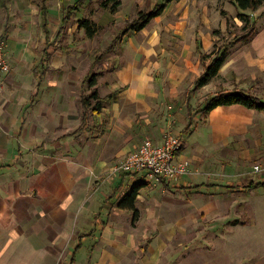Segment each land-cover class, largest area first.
Masks as SVG:
<instances>
[{
	"label": "rangeland",
	"instance_id": "1",
	"mask_svg": "<svg viewBox=\"0 0 264 264\" xmlns=\"http://www.w3.org/2000/svg\"><path fill=\"white\" fill-rule=\"evenodd\" d=\"M76 1L9 0L6 8L0 10V40L5 42L11 60L10 82L0 90V129L25 125V157L36 153L29 142L38 141L39 126L61 124L52 110L57 101L71 108L69 114L63 116L69 132L79 128L84 116L77 131L83 146L73 149L72 156L79 157V153L86 151L84 142L87 136H91L89 128L96 119L93 117L92 122L90 113L95 103L88 101V108L84 111L80 99L92 91L88 80L93 74L96 75L95 88L102 100L117 89L133 84L125 83L120 75L140 78L133 74H142L146 93L153 94L146 96L147 118L152 129L161 131L162 139L169 135L181 138L176 128L183 121L180 116L189 108L191 127L181 139L185 151L191 154L198 147L209 145L208 134L202 124L204 116L196 114L219 87L218 81H213L202 92L201 88L194 89V80L204 64L209 62H201L198 53L210 55L224 49L233 52L235 48L246 46L245 43L237 44V47L229 45L241 35L242 24L236 19L237 10L227 0H184V6L179 5L180 0H174L168 11L151 20L141 32H129L122 37L139 12L150 11L165 0H120L121 5L115 13L101 7L103 0H87L62 30L65 8ZM44 11L45 20L42 18ZM221 12L233 19L229 30ZM263 13L264 3L248 14L253 20ZM175 14L176 19L184 14L186 26L182 29L183 36L196 26L200 52H184L185 37L180 40V49L175 50L169 45L172 37H167L165 29ZM82 19H88L94 25L95 34L91 38L77 27V21ZM44 22L47 34L43 30ZM256 28L257 33L264 29V19L257 22ZM161 29L163 31L159 33ZM239 67L241 71L246 69ZM256 75L247 92L264 101V73ZM39 101L44 107L40 108ZM110 101H104V108L111 107ZM42 110L47 116L41 114ZM21 118L25 119L23 123ZM67 130L63 129V132ZM144 134L138 139V144L144 139L152 140L151 136ZM3 136L2 140L9 137ZM17 138L15 135L14 139ZM236 142L243 148L228 152L232 158H238L237 166L240 167L235 173L236 178L222 176L218 172L211 176L212 181L221 185L232 184L234 188H215L202 193H188L186 190L168 193L169 188L166 190L164 183L140 179L147 182H141L142 188L135 203L137 220L127 228L133 229L135 239L138 238L137 249L132 247L127 254L116 255L114 260L92 262L83 258L88 243L85 242L83 250L78 253L81 261L76 264H264V188L235 187L247 185L250 181L264 182V174L253 171L256 165L264 168V112L257 113L246 138H237ZM118 160L116 157L113 161ZM59 167L63 172L68 171L65 161ZM105 173L108 179L104 175L102 185L97 187L96 184L95 192H91L98 205L101 204L98 201L105 200L103 194L111 190L108 182L113 176L108 175V169ZM114 177L118 178V175ZM208 177L201 176V179L206 181L210 179ZM181 200H189V205L180 203ZM129 214L131 219L133 214ZM150 215L155 219L152 224ZM139 218L142 219L139 221ZM150 236L152 246L142 254L139 247Z\"/></svg>",
	"mask_w": 264,
	"mask_h": 264
},
{
	"label": "crops",
	"instance_id": "2",
	"mask_svg": "<svg viewBox=\"0 0 264 264\" xmlns=\"http://www.w3.org/2000/svg\"><path fill=\"white\" fill-rule=\"evenodd\" d=\"M183 1L180 0V6L185 5ZM172 3L167 5L165 11H168ZM176 14L172 16L169 27L165 29V33L170 35L167 37H172L169 38V45L174 46L175 50L180 49V40L185 37L187 41L183 44V51L200 52L196 26L183 36L182 29L186 26L183 21L184 14L177 19ZM162 31L159 30V33ZM245 44L246 46L241 48H235L237 47L235 45L233 48L236 50L230 52V49L227 52L218 75L202 87L201 92L213 81H218L219 87L215 94L237 89L248 91L250 84L257 77L256 74L264 73V29ZM6 49V57L10 64ZM200 61L204 62L201 59ZM207 64H204V71ZM239 66L246 69L241 71ZM203 70L193 85L204 73ZM8 75L0 84V90L6 82H10ZM133 75L140 78L120 75L125 83L133 84L111 93L118 94L110 101V108L103 107L96 114L90 110L93 115L92 122L96 116L92 126L94 129L89 128L92 132L84 142L86 151L79 153L81 154L79 157L72 156V153L73 149L83 146V142H79L81 140L77 132L83 123V115L79 128L69 132L70 130H67L69 125L64 124L63 116H67L71 108L63 102L57 101L52 107L61 124L53 127L39 126L38 141L29 142L30 148L38 152L37 156L32 152L25 157V125L0 129V264H76L81 261L78 253L83 250L85 242L88 243L83 258L92 262L114 260L116 255L127 254L132 247L137 249L138 238L135 239L132 227V230L127 229L128 224L129 226L132 224L130 212L120 209L118 202L132 186L147 182L140 180L143 179L142 174L134 175V178L127 174L120 175L121 177L118 175V178L113 176L109 182L107 181L111 190L105 193L106 195L103 194L105 200L98 201L101 203L99 205L95 202L94 194H91L96 184L97 187L102 185L101 179L106 176L105 170L109 171L115 162L114 158L120 160L140 145L142 141L138 144V139L142 134L145 133L143 136L146 137L151 136L154 144L163 141L161 131L152 129L147 118L146 96L151 97L153 94L146 93L142 74ZM36 92L39 94L38 90ZM42 107L44 106L40 103V108ZM186 110V114L184 112L180 116L183 121L179 122L180 125L176 128L182 135L181 139L191 127L185 130L191 123L190 110L189 108ZM257 113L258 111L240 105L213 109L202 120L208 134L209 145L198 147L196 152L188 154L182 144L177 161H187L189 173L165 183V189L169 188L167 192L183 193L186 190L188 193H202L204 190L215 188H234L232 184L221 185L212 181L211 176L218 172L222 176L236 178L235 173L240 167L237 166L238 158L235 156L232 158L228 152L243 148L236 140L240 137L246 138L254 125ZM41 114L47 116L43 110ZM24 120L21 118L20 122L23 123ZM63 129L67 131L63 132ZM5 134L9 137L2 140ZM15 135L19 138L14 139ZM62 161L68 164L66 172L59 167ZM206 175L210 176L208 177L210 181L208 179L203 181L204 177L201 179V176ZM105 179H108L107 176ZM248 184L235 187L249 189ZM180 203L189 205V200H181ZM141 219L139 218V221ZM152 221L155 219L150 215V224ZM140 240L143 241L144 238ZM151 243V236L145 239L144 244L139 247L142 254L150 250Z\"/></svg>",
	"mask_w": 264,
	"mask_h": 264
},
{
	"label": "trees",
	"instance_id": "3",
	"mask_svg": "<svg viewBox=\"0 0 264 264\" xmlns=\"http://www.w3.org/2000/svg\"><path fill=\"white\" fill-rule=\"evenodd\" d=\"M48 0H43L46 2ZM87 0H77L72 6H68L65 8V14L61 19V29L68 23V20L71 16L78 11L79 7L83 5V3ZM174 0H165L164 3L156 4L153 9L150 11L139 12L137 18L134 22H132L128 28L124 31L125 33L122 35L125 36L129 32L139 33L141 32L151 20L160 17L165 11L168 4L173 2ZM236 10V19L242 24L240 31L241 35L237 36L233 42H230V46H234L240 43L249 42L257 33L256 24L260 20L264 19V13L261 14L256 19H251L248 13L255 12L259 7H261L264 3V0H227ZM9 0H0V9L5 8ZM121 5L120 0H103L101 2V7L104 10H108L111 13H115L119 6ZM43 9V8H42ZM46 11V10H45ZM42 13V18L45 20L46 12ZM221 15L225 18L227 30L232 27L233 19L231 20L230 16L225 12H221ZM234 25V24H233ZM43 30L47 34L45 30V22L43 23ZM77 27L79 30H83L85 35L88 38H91L95 34V28L91 21L88 19H82L77 21ZM61 30V31H62ZM227 51L226 49L221 50L216 54L203 55L200 54V59L202 61H209L204 73L196 80L194 84V89H200L204 87L211 79L215 78L221 66L223 65L226 59ZM47 59V58H45ZM95 62V60H94ZM96 75L93 74L88 80V86L91 87L92 91H90L88 96L80 99L81 108L84 111L88 108V101H93L95 103L94 108L91 107V111L99 113L103 109L104 101L114 100L118 93H113L104 100L99 98L98 92L95 88L96 85ZM232 105H240L249 110H255L258 112H264V101L256 96L251 95L247 91L244 90H233L231 92H218L217 94L211 96L204 106L197 112V114H201L206 117L213 109L221 106H232ZM84 120V116H83ZM191 123L188 124L185 130H188ZM142 184H136L132 186V188L125 193L118 202V207L126 212H130L133 214L132 221L137 220V210L135 208V203L137 196L139 194L140 189L142 188ZM250 190H256L258 188H264V182L253 183L250 182L247 186Z\"/></svg>",
	"mask_w": 264,
	"mask_h": 264
},
{
	"label": "built area",
	"instance_id": "4",
	"mask_svg": "<svg viewBox=\"0 0 264 264\" xmlns=\"http://www.w3.org/2000/svg\"><path fill=\"white\" fill-rule=\"evenodd\" d=\"M5 42L0 40V84L10 72V64L5 53ZM182 148V140L177 136H166L162 143L154 144L152 140L144 139L140 145L116 161L109 170V176L141 175L151 182L168 183L189 173L187 161H177V155ZM253 171L264 174L260 165Z\"/></svg>",
	"mask_w": 264,
	"mask_h": 264
}]
</instances>
